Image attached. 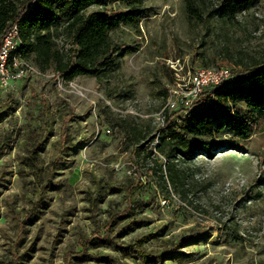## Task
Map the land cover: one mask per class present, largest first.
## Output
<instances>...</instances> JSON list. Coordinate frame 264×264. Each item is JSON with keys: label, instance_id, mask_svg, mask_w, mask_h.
I'll return each mask as SVG.
<instances>
[{"label": "rangeland", "instance_id": "1", "mask_svg": "<svg viewBox=\"0 0 264 264\" xmlns=\"http://www.w3.org/2000/svg\"><path fill=\"white\" fill-rule=\"evenodd\" d=\"M143 8L139 28L121 25L112 31L124 50L101 81L96 74L79 75L71 82L61 79L60 88L51 68L30 80L0 84V104L15 101L0 118V264H78L69 254L80 252L85 243L90 252L117 255L96 238L132 202L124 186L136 177L134 160L144 171L152 161L165 162L156 141L145 143L154 155L140 151L134 156L131 127L153 134L163 126L164 109L178 110L167 107L171 91L190 72L216 66L232 70L237 61L264 59V0L229 23L216 18L196 22L185 12L184 0H146ZM31 90L74 115L68 130L78 146L62 151L55 185L47 189L22 163L29 147L23 128L40 126L44 118ZM174 120L181 122L177 114ZM50 123L37 160L46 171L62 146V123L57 118ZM226 135L213 158L203 153L179 165L187 172L185 186L171 184L167 193L157 173L145 175L144 186L134 190V199L143 201L134 210L143 224L119 239L128 243L159 232L145 246L155 252L162 236L176 243L196 233L200 240L182 245L183 259L167 264H264V116L250 139H236L235 149Z\"/></svg>", "mask_w": 264, "mask_h": 264}, {"label": "trees", "instance_id": "2", "mask_svg": "<svg viewBox=\"0 0 264 264\" xmlns=\"http://www.w3.org/2000/svg\"><path fill=\"white\" fill-rule=\"evenodd\" d=\"M145 1L0 0V47L8 31L18 26L24 42L22 55L35 62L43 73L52 68L55 77L65 82H71L79 75L96 74L101 81L113 58L124 50L122 44L114 41L112 31H116L121 25L139 28V21L144 17ZM260 2L261 0H184L185 12L198 23L215 18L229 23ZM113 4L119 6H112ZM93 6L97 8L88 12ZM59 40L63 43L60 44ZM236 66L231 70L233 75L229 81L217 86H206L187 115L183 116V108L172 113L164 109L163 126L153 134H149V131L143 128L131 127L132 140L136 141V146L132 150L134 156L136 157L140 151L147 157L154 155V151L145 143L156 141L155 150L165 157V162L158 164L152 161L151 166L144 171L139 167V162L134 160L136 177L131 179L130 184L124 186L132 202L123 211L124 214L114 215L108 221L105 235L99 234L96 238L112 246L113 251H117L118 254L113 256L103 252H90L85 243L80 252L73 249L70 251L69 256L72 254L73 260H77L78 264L107 262L132 264L131 259L138 261L139 264H167L168 261L177 262L183 259L182 245L200 240V234L196 233L183 237L176 243L162 236L159 239L161 248L153 252L145 246L148 241L157 237L159 232L146 233L128 243L119 238L143 224V221L137 219V213L134 211L136 204L141 205L143 201L134 199V190L144 186L142 178L145 175L157 173L163 189L168 193L171 184L174 187L185 186L183 180L187 172L179 167L180 164H189L203 153L213 158L215 155L213 150L225 145L226 134L230 136V148H234L236 139H250L253 130L264 116V59L262 61L253 59L249 63L240 60L236 62ZM171 72L174 73L173 70ZM172 74V79H176ZM32 92L35 95L33 103L39 101L44 118L40 126L35 123L30 129L27 126L23 128L26 130L23 140L29 147L28 155L23 157L22 163L32 170L40 185L47 189L55 185L52 178L57 173L56 165L62 158V151L67 147L78 146L70 137L68 130V122L74 115L66 107H53L48 97L39 95L35 90ZM14 102L8 98L0 104V118L13 109ZM176 114L181 116L180 123L174 120ZM56 118L62 123L59 137L62 146L58 159L51 163L50 171H46L38 166L37 160L52 130L50 120ZM8 145V142L4 143V146ZM101 191L97 196H102ZM92 202L96 204L95 199ZM29 216L33 217L31 213ZM117 223L121 226L115 232L116 235H113ZM94 239L88 241L93 243Z\"/></svg>", "mask_w": 264, "mask_h": 264}, {"label": "built area", "instance_id": "3", "mask_svg": "<svg viewBox=\"0 0 264 264\" xmlns=\"http://www.w3.org/2000/svg\"><path fill=\"white\" fill-rule=\"evenodd\" d=\"M24 42L20 37L18 26L12 27L4 36L0 49V84L8 85L11 82L31 79L34 76L44 75L35 62L26 59L21 49ZM233 72L227 66L202 67L190 72L187 79H179L177 87L171 91L167 99V107L172 109L183 108V116L187 115L194 106V101L202 94L206 86H217L229 81ZM61 81V79H59ZM63 87L62 81L58 83ZM174 91V92H173ZM181 116H178V120Z\"/></svg>", "mask_w": 264, "mask_h": 264}, {"label": "water", "instance_id": "4", "mask_svg": "<svg viewBox=\"0 0 264 264\" xmlns=\"http://www.w3.org/2000/svg\"><path fill=\"white\" fill-rule=\"evenodd\" d=\"M223 149V148H222Z\"/></svg>", "mask_w": 264, "mask_h": 264}]
</instances>
